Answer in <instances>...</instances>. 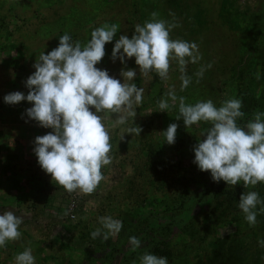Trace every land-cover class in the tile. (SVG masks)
<instances>
[{
  "label": "rangeland",
  "instance_id": "1",
  "mask_svg": "<svg viewBox=\"0 0 264 264\" xmlns=\"http://www.w3.org/2000/svg\"><path fill=\"white\" fill-rule=\"evenodd\" d=\"M153 12L180 25L170 33L173 40L195 42L202 54L199 63L187 65L192 83L184 91L175 62L165 81L155 72L142 76L134 57H125L126 63L112 59L119 36L131 38L135 25L149 21ZM105 23L118 24L119 31L105 45L97 67L122 83L121 72L135 70L129 83L144 89L143 101L136 117L124 125L112 127L115 115L105 119L113 162L102 169L105 180L97 190L68 193L42 170L34 153L35 138L53 130L27 116L32 103L10 105L4 97L17 91L27 96L26 81L35 72L37 57L58 47L60 36L68 33L83 45ZM208 64L212 67L197 83L195 73ZM173 88L187 104L211 99L219 107L227 99H240L245 113L237 121L240 126L247 124V113L252 120L256 111L264 112V0H0V135L15 129L25 138L19 151L23 161L0 160V181L2 177L12 189L24 183L47 186L42 192L45 205L38 201L40 194H28L0 208L31 220L30 242L21 244L18 253L31 248L36 264H141L145 253L166 257L168 264H264V212H259L264 205L257 206L255 227L238 207L243 192L256 191L264 200V183L244 188L243 182L229 186L221 180L233 193L243 190L236 201L214 209V201L205 195L211 173L193 162L194 146L206 138L201 133L210 125L201 122L187 129L182 118L176 119L178 101H169V109L160 111L159 101ZM173 123L178 125L176 141L169 145L163 132ZM133 126L142 129L140 135L126 133ZM72 198H77L76 218L68 219ZM103 216L122 222L121 231L107 241L91 236L102 227ZM130 237L141 241L138 249L132 250ZM11 254L14 260L17 254Z\"/></svg>",
  "mask_w": 264,
  "mask_h": 264
},
{
  "label": "clouds",
  "instance_id": "2",
  "mask_svg": "<svg viewBox=\"0 0 264 264\" xmlns=\"http://www.w3.org/2000/svg\"><path fill=\"white\" fill-rule=\"evenodd\" d=\"M158 15L153 12L149 21L135 25L131 38L120 35L114 44L112 59L119 58L121 63H126L125 57H134L142 76L155 72L165 81L175 62L181 73V91H184L192 83L187 65L199 63L202 54L195 42L173 40L170 33L180 25L158 19ZM118 31V24L105 23L95 28L83 45L65 33L59 37L58 47L37 57L33 65L35 72L26 81L27 96L17 91L4 97L10 105L24 100L32 103L26 110L27 116L40 127L53 130L35 138L34 153L42 170L68 193L90 195L97 190L105 180L102 169L113 162L105 119L115 115L112 127L124 125L129 118L136 117V109L143 101L144 89L129 83L137 75L135 70L122 71V83L107 70L97 67L106 54L105 45L113 41ZM211 67V64L200 67L195 73L197 83ZM256 79H260L259 73ZM165 97L158 103L160 111L169 109V101L171 105L178 101L176 119L182 118L187 129L201 122L210 125L201 133L206 138L194 146L193 162L200 171L210 172L214 182L223 180L229 186L243 182L244 188H254L264 183V112L256 111L252 120L240 126L237 121L245 116L240 99H227L219 107L211 99L187 104L186 98L178 97L174 88ZM177 129L178 125L173 123L163 132L169 145L175 143ZM141 131L140 127L133 126L126 133L140 135ZM258 205H264L258 192L240 195L238 207L252 227L257 224ZM259 212H264V207ZM22 223L23 218L10 210L0 214V248L21 238ZM99 223L102 227L91 233L93 239L107 241L122 229V222L111 216L100 217ZM129 243L132 250L141 246L136 237H130ZM260 244L264 246V240ZM14 259L15 264H36L31 248L18 253ZM140 261L141 264H168L166 257L150 253L143 254Z\"/></svg>",
  "mask_w": 264,
  "mask_h": 264
},
{
  "label": "crops",
  "instance_id": "3",
  "mask_svg": "<svg viewBox=\"0 0 264 264\" xmlns=\"http://www.w3.org/2000/svg\"><path fill=\"white\" fill-rule=\"evenodd\" d=\"M6 123V122H4ZM7 131H9V133L6 132V134H1L0 135V160L1 162L3 161H7L9 159H14L16 158L18 161L19 159L21 161H23V159L25 158L24 154H20V148L21 146H24V139L23 137H19L17 135V133H15V129L10 130V129H6ZM14 132V134H13ZM14 146L16 148H14ZM37 157V156H36ZM50 183V182H48ZM36 185V184H35ZM34 183H24V184H16L15 188L12 189L10 188L11 186L8 184V182H5V179H3L1 177V181H0V208L3 206L6 207L7 204H12L10 203V199L11 200H16L18 201V198L21 196H28V194H30L31 196L33 195V197H36L37 195H39V200L38 201H42L41 204L45 205V202L42 200V198L45 196V193H42L43 190H45V185L41 184L38 185L36 188L33 187ZM15 190V192H14ZM11 192V194H10ZM18 193V194H17ZM42 193V195H41ZM49 195V194H48ZM63 205V204H62ZM36 211V210H35ZM18 212H22L19 211ZM18 213V214H19ZM0 214H3L2 209L0 210ZM23 215V214H22ZM20 215L19 217L23 218V223L20 226V231L22 233L21 238L17 241H10L8 242L7 246L5 248H0V264H15V259L12 260V257L10 259V253L12 254H18V252L22 249L21 248V244H24L26 241H28L29 237L32 236L31 234H33L32 232L30 233V230H32V224H31V220L30 218H26L24 217V215L22 216ZM41 219V217L39 218ZM51 236L53 235V232L50 233ZM43 237V236H41ZM40 241V239H39ZM30 242V241H28ZM41 242V241H40ZM39 245L41 246V244H43V242ZM11 251V252H10ZM11 254V255H12Z\"/></svg>",
  "mask_w": 264,
  "mask_h": 264
},
{
  "label": "trees",
  "instance_id": "4",
  "mask_svg": "<svg viewBox=\"0 0 264 264\" xmlns=\"http://www.w3.org/2000/svg\"><path fill=\"white\" fill-rule=\"evenodd\" d=\"M247 113L246 119L249 121V117ZM214 181H210L211 186L207 187V190L205 192V195H209V197L214 201V209H222L225 207L226 203H230V201L227 200H237L238 194L242 192L243 187H241L238 191L233 193V190H230L229 187L225 186L222 182H219L217 184H214ZM243 186V185H242ZM236 197V198H235ZM185 227H188L187 225H184ZM155 252L159 253L160 255H168L165 250L161 247H155Z\"/></svg>",
  "mask_w": 264,
  "mask_h": 264
},
{
  "label": "built area",
  "instance_id": "5",
  "mask_svg": "<svg viewBox=\"0 0 264 264\" xmlns=\"http://www.w3.org/2000/svg\"><path fill=\"white\" fill-rule=\"evenodd\" d=\"M77 198H72L67 205V218L74 219L76 218V202Z\"/></svg>",
  "mask_w": 264,
  "mask_h": 264
}]
</instances>
